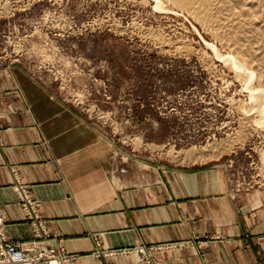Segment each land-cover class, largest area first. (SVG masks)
<instances>
[{
    "label": "rangeland",
    "instance_id": "obj_1",
    "mask_svg": "<svg viewBox=\"0 0 264 264\" xmlns=\"http://www.w3.org/2000/svg\"><path fill=\"white\" fill-rule=\"evenodd\" d=\"M163 5L160 0H0V117L9 120L10 114L25 111L31 116L27 121L48 130L55 141L63 135L69 141L70 135V148L84 129L94 131L119 176L113 182L118 189L126 187V177L141 186L158 183L160 176L198 173L219 190L223 179L225 197L216 205L232 221L244 223L242 238L255 246L258 264H264V130L249 131L234 146L219 145L222 138L237 136L243 115L234 103L242 99L249 106V93L216 56L210 45L220 47L215 37L191 16ZM184 44L195 49L181 52ZM169 150L181 154L171 157ZM12 173L33 237L12 241L0 213L5 238L20 244L41 241L67 257L63 264L77 259L79 254L68 251L62 236L49 229L31 186L16 168ZM93 238L92 254L105 264L117 259L167 264L165 256L190 248L203 264H212L204 237L195 233L118 247L105 245L100 233Z\"/></svg>",
    "mask_w": 264,
    "mask_h": 264
},
{
    "label": "crops",
    "instance_id": "obj_2",
    "mask_svg": "<svg viewBox=\"0 0 264 264\" xmlns=\"http://www.w3.org/2000/svg\"><path fill=\"white\" fill-rule=\"evenodd\" d=\"M9 117H0V213L12 241L33 237L12 187L16 168L41 201L51 232L62 236L68 251L79 254L68 264H105L92 254L94 233L102 234L110 247L172 241L195 233L204 237L201 242L212 264H258L255 246L242 238L244 223L232 221L230 213L216 205L225 197L223 179L219 190L207 175L198 173L160 176L158 183L144 181L141 186L126 177V187L118 189L113 182L119 176L104 158L94 131L84 129L70 148V135L69 141L66 135L55 141L48 130L27 121L31 117L27 112ZM61 144L64 149L59 152ZM165 260L167 264L204 263L194 248L171 253ZM116 262L136 264L133 259Z\"/></svg>",
    "mask_w": 264,
    "mask_h": 264
},
{
    "label": "bare ground",
    "instance_id": "obj_3",
    "mask_svg": "<svg viewBox=\"0 0 264 264\" xmlns=\"http://www.w3.org/2000/svg\"><path fill=\"white\" fill-rule=\"evenodd\" d=\"M160 2L161 7L164 6V2H167L173 10H178L186 13L187 16H191L202 25L203 29H205L204 31H207L215 37V42H217V44L219 42L220 47H217L218 45L216 46L215 44H209L213 48L216 56L233 70L242 89L249 93L252 104L246 106V102L245 104L243 103L244 101L241 102L242 99L234 103L235 105L233 104L238 115H243L240 122L238 121L239 124H237V128H235L236 132L234 133H236L237 136L222 138L221 141L218 142L219 145L232 146L233 144H237L238 141H241L244 135L249 131L257 128L264 130V0H160ZM166 10H168V8H166ZM191 49L192 48L188 46V44H184V46L181 47V52L190 51ZM194 49L195 48L192 50ZM205 53L203 54L205 55ZM204 58L206 59V57ZM211 67H208L209 71L214 72ZM230 99L234 98L232 97ZM233 102H235V100ZM228 103L230 104L231 102ZM233 110L232 112L235 111ZM230 124L229 127L232 126H230ZM255 132L257 131L255 130ZM211 144L213 145V143ZM212 149H214V147ZM218 150L216 151L218 152ZM179 151H174L176 153H172L173 157H179L181 154V151ZM206 151L208 150L206 149ZM168 153L170 154V150ZM180 158H182V156Z\"/></svg>",
    "mask_w": 264,
    "mask_h": 264
},
{
    "label": "built area",
    "instance_id": "obj_4",
    "mask_svg": "<svg viewBox=\"0 0 264 264\" xmlns=\"http://www.w3.org/2000/svg\"><path fill=\"white\" fill-rule=\"evenodd\" d=\"M2 224L3 219L0 217V264H63L67 259L64 254L57 255L54 249H49L41 241L31 240L21 244L8 241Z\"/></svg>",
    "mask_w": 264,
    "mask_h": 264
}]
</instances>
